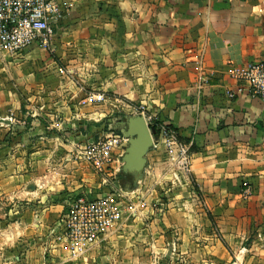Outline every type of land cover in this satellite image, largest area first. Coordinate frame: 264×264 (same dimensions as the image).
Segmentation results:
<instances>
[{
    "label": "crops",
    "instance_id": "obj_1",
    "mask_svg": "<svg viewBox=\"0 0 264 264\" xmlns=\"http://www.w3.org/2000/svg\"><path fill=\"white\" fill-rule=\"evenodd\" d=\"M61 1L48 49L0 48V264H264V101L224 93L230 66L264 61V0ZM134 106L177 129L190 171L151 148L143 204L70 258L48 231L69 196L132 186L81 153Z\"/></svg>",
    "mask_w": 264,
    "mask_h": 264
},
{
    "label": "built area",
    "instance_id": "obj_2",
    "mask_svg": "<svg viewBox=\"0 0 264 264\" xmlns=\"http://www.w3.org/2000/svg\"><path fill=\"white\" fill-rule=\"evenodd\" d=\"M66 6L61 0H0V48L11 55L20 54L34 43L44 49L50 47L55 28L66 13ZM60 73H67L63 69ZM228 74L239 84L224 90L228 98L247 95L264 101V61L253 62L243 66H230ZM89 101H103V93H88ZM130 114L143 116L148 128L154 127L157 139L152 135V148H164L176 178L178 174L186 175L190 171L191 152L189 145L180 139L179 132L168 122L158 121L154 116L144 112L141 106L130 107ZM9 131L14 125L24 123L15 116L6 118ZM127 145V138L113 130L101 132L88 143L81 155L83 160L99 175L103 184L107 177L120 171V158ZM178 173V174H177ZM242 198L250 195V187L243 182ZM108 190L94 197L71 195L66 207L48 231L50 242L64 244L70 258L80 256L100 235L107 232L111 225L123 213L135 214V208L143 204L141 198L134 203L132 191L110 184ZM157 213L163 214L162 203L158 204Z\"/></svg>",
    "mask_w": 264,
    "mask_h": 264
},
{
    "label": "water",
    "instance_id": "obj_3",
    "mask_svg": "<svg viewBox=\"0 0 264 264\" xmlns=\"http://www.w3.org/2000/svg\"><path fill=\"white\" fill-rule=\"evenodd\" d=\"M121 134L127 138V145L120 158V172L132 178V186L125 188L130 191L135 188L146 165V155L152 148V135L157 139L154 127L148 125L143 116L127 115L119 121Z\"/></svg>",
    "mask_w": 264,
    "mask_h": 264
},
{
    "label": "rangeland",
    "instance_id": "obj_4",
    "mask_svg": "<svg viewBox=\"0 0 264 264\" xmlns=\"http://www.w3.org/2000/svg\"><path fill=\"white\" fill-rule=\"evenodd\" d=\"M112 130H113V132H115V133H119V132H120V130L117 129V128H116V129L114 128V129H112ZM119 172H120V171H119ZM120 173H121V172H120ZM101 191H106V190L103 188Z\"/></svg>",
    "mask_w": 264,
    "mask_h": 264
}]
</instances>
